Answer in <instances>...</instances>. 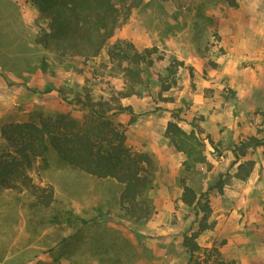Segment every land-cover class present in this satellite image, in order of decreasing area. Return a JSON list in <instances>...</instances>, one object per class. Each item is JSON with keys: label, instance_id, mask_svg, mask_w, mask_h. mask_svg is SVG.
Returning <instances> with one entry per match:
<instances>
[{"label": "rangeland", "instance_id": "1", "mask_svg": "<svg viewBox=\"0 0 264 264\" xmlns=\"http://www.w3.org/2000/svg\"><path fill=\"white\" fill-rule=\"evenodd\" d=\"M47 22L28 0H0V150L8 122L60 112L83 119L90 110L78 95L130 91L126 69L135 63L111 59L108 45L94 56L45 49L36 37ZM118 40L155 49L152 62L137 64L136 92L119 98L132 112L108 118L126 129L134 151L155 160L154 212L132 219L119 203L122 184L49 151L28 172L54 186L53 205L0 188V247L24 264L57 256L62 264H216L204 253L213 246L238 264L264 260V143L242 147L253 136L264 140V0H133L111 38ZM171 119L204 138L206 162L192 171L165 134ZM184 176L199 194L209 189L212 208V226L197 238L202 249L192 260L183 237L203 212L181 202ZM63 239L73 252L61 251Z\"/></svg>", "mask_w": 264, "mask_h": 264}, {"label": "trees", "instance_id": "2", "mask_svg": "<svg viewBox=\"0 0 264 264\" xmlns=\"http://www.w3.org/2000/svg\"><path fill=\"white\" fill-rule=\"evenodd\" d=\"M40 16L46 19L47 25L37 34L36 42L45 49L54 50L66 56L97 55L108 45L111 59L119 62L125 60L135 63L137 69L129 68L130 91L110 92L105 98H94L90 93L78 95L77 101L90 111L83 119L69 112L42 115L38 121H11L1 130L4 139L0 150V188L28 191L37 205L49 208L56 199L54 186H42L36 183L29 174V169L39 157L54 151L58 159L84 173L96 178H112L122 184L119 195L120 206L132 219L146 220L154 212L150 198L153 189L156 163L149 152L134 151L127 144L126 129L120 123L108 120L111 114L132 112V107L124 106L119 98L135 93L134 83L139 81V63L152 62L154 48L138 51L134 45L124 40L112 42L118 27L124 24L130 14L133 0H28ZM141 1V0H140ZM173 147L185 155L183 167L192 171L197 165L206 162V143L201 132L192 129L187 131L178 122L168 121L165 131ZM264 143L255 136L242 142V147ZM181 202L188 208L196 209L203 215L198 228L183 237V245L190 252L191 260L202 247L197 238L211 228L209 216L212 208L209 204V189L199 194L188 184L186 177L181 178ZM223 181H218L222 189ZM93 220V219H92ZM90 219H81L87 225ZM61 251L69 249L70 239H63ZM77 244H74L76 249ZM76 251V250H75ZM207 257H214L216 264H238L233 260L220 258L218 247L204 249ZM14 256L8 255V246L0 247L1 264H24L14 262ZM191 261H189L190 263ZM188 263V264H189ZM199 263V262H198ZM32 264H62L59 256L53 260H38ZM251 264H264V260H255Z\"/></svg>", "mask_w": 264, "mask_h": 264}, {"label": "crops", "instance_id": "3", "mask_svg": "<svg viewBox=\"0 0 264 264\" xmlns=\"http://www.w3.org/2000/svg\"><path fill=\"white\" fill-rule=\"evenodd\" d=\"M152 150H154V149H152ZM184 160H185V159H184ZM184 160H183V161H184Z\"/></svg>", "mask_w": 264, "mask_h": 264}]
</instances>
